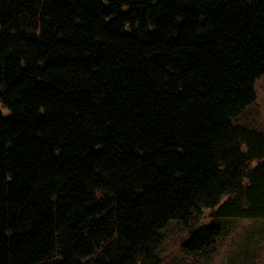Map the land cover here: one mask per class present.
I'll return each mask as SVG.
<instances>
[{"label": "trees", "instance_id": "16d2710c", "mask_svg": "<svg viewBox=\"0 0 264 264\" xmlns=\"http://www.w3.org/2000/svg\"><path fill=\"white\" fill-rule=\"evenodd\" d=\"M262 76L264 0H0V264H160L172 221L264 219L234 122Z\"/></svg>", "mask_w": 264, "mask_h": 264}, {"label": "rangeland", "instance_id": "374dc122", "mask_svg": "<svg viewBox=\"0 0 264 264\" xmlns=\"http://www.w3.org/2000/svg\"><path fill=\"white\" fill-rule=\"evenodd\" d=\"M256 101L234 122L264 132V76L256 83ZM3 113L9 111L2 107ZM220 223L222 235L205 254H189L182 244L190 237L191 228L198 225ZM94 255L98 261L106 259L105 249ZM160 264H264V219L221 218L213 219L208 209H203L191 227L172 221L164 230V242L160 247ZM61 260L56 257L42 264H54Z\"/></svg>", "mask_w": 264, "mask_h": 264}]
</instances>
